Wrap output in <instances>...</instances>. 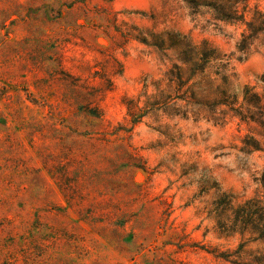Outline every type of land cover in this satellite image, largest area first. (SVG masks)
Wrapping results in <instances>:
<instances>
[{
	"label": "rangeland",
	"instance_id": "obj_1",
	"mask_svg": "<svg viewBox=\"0 0 264 264\" xmlns=\"http://www.w3.org/2000/svg\"><path fill=\"white\" fill-rule=\"evenodd\" d=\"M245 28L183 0H0V264H236L211 212L263 194L264 153L242 148L257 133L180 101L173 53L142 41L208 43L238 96L264 94V36L241 57Z\"/></svg>",
	"mask_w": 264,
	"mask_h": 264
},
{
	"label": "trees",
	"instance_id": "obj_2",
	"mask_svg": "<svg viewBox=\"0 0 264 264\" xmlns=\"http://www.w3.org/2000/svg\"><path fill=\"white\" fill-rule=\"evenodd\" d=\"M183 2L192 15L206 11L215 23L245 26V31L235 46L241 57L247 56L254 42L264 36V12L255 8L250 19L246 20L247 6L240 9L246 0L243 3L242 0ZM149 39H143L144 45L163 55L173 53L175 60L165 77L167 88L173 90L174 94L183 91L186 97H178L180 101L189 102L193 107L206 111L216 125L223 124L229 116L241 124L253 126L257 138L247 135L242 142V148L248 155L252 152L264 153V94L256 93L249 85L242 87L240 96L236 94L231 87L235 75L232 72L230 74L228 68L231 61L226 55L208 43L195 44L178 32L156 34ZM241 57L239 61L242 60ZM213 68L215 71H211ZM258 85L264 88V76L258 80ZM129 116L134 117L130 109ZM255 181L261 188L262 195L236 204L233 196L224 192L213 201L211 213L218 233L225 237H239L236 264H264V172ZM215 258L228 262L224 256Z\"/></svg>",
	"mask_w": 264,
	"mask_h": 264
}]
</instances>
